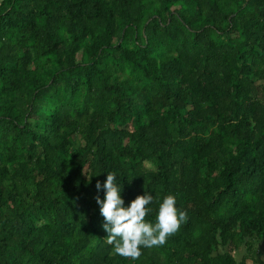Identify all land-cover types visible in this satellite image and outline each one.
Returning a JSON list of instances; mask_svg holds the SVG:
<instances>
[{"label":"trees","instance_id":"trees-1","mask_svg":"<svg viewBox=\"0 0 264 264\" xmlns=\"http://www.w3.org/2000/svg\"><path fill=\"white\" fill-rule=\"evenodd\" d=\"M109 173L125 207L153 196L146 222L169 194L187 213L135 261L106 242ZM260 246L264 0H0V264H264Z\"/></svg>","mask_w":264,"mask_h":264},{"label":"clouds","instance_id":"clouds-1","mask_svg":"<svg viewBox=\"0 0 264 264\" xmlns=\"http://www.w3.org/2000/svg\"><path fill=\"white\" fill-rule=\"evenodd\" d=\"M116 180L112 173L107 174L103 184L98 180L95 188L98 193L104 191V197L97 195L94 199L104 220L102 228L107 233V244L113 246L116 255L135 261L142 255V247L163 246L186 221L187 213L176 208V198L169 194L159 205L155 224L146 222L150 211L147 206L153 202V196L144 191L125 207Z\"/></svg>","mask_w":264,"mask_h":264},{"label":"rangeland","instance_id":"rangeland-1","mask_svg":"<svg viewBox=\"0 0 264 264\" xmlns=\"http://www.w3.org/2000/svg\"><path fill=\"white\" fill-rule=\"evenodd\" d=\"M146 166L151 168V166L148 165V164H147ZM260 247H261L260 252L262 253L260 259H261L262 261H264V247H263V246H260ZM238 258H239V255L236 256V259H238ZM245 264H251V263H250V261H246Z\"/></svg>","mask_w":264,"mask_h":264}]
</instances>
